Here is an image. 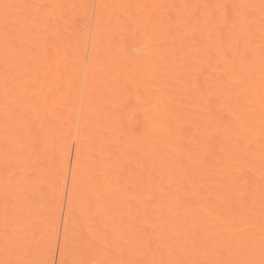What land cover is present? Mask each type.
I'll return each mask as SVG.
<instances>
[{
    "label": "bare ground",
    "instance_id": "1",
    "mask_svg": "<svg viewBox=\"0 0 264 264\" xmlns=\"http://www.w3.org/2000/svg\"><path fill=\"white\" fill-rule=\"evenodd\" d=\"M120 255L264 264V0H0V264Z\"/></svg>",
    "mask_w": 264,
    "mask_h": 264
},
{
    "label": "rangeland",
    "instance_id": "2",
    "mask_svg": "<svg viewBox=\"0 0 264 264\" xmlns=\"http://www.w3.org/2000/svg\"><path fill=\"white\" fill-rule=\"evenodd\" d=\"M67 140H68V138H67ZM66 141V140H65ZM71 149V155H72V151H73V146L70 148ZM68 168L70 169L71 168V162H70V164H69V166H68ZM67 175H68V177H67ZM66 175V178H65V175H63V177L65 178V179H67V180H69V173ZM61 176V175H60ZM68 182V181H67ZM65 193H66V191H67V187H65ZM62 203H63V206H62ZM64 203H65V198L61 201V205L60 206H62V207H60L61 208V214H62V211L64 210L63 208H64ZM55 221V220H54ZM60 226H61V222H60ZM60 229H58V235L60 234V231H59ZM73 244H75V245H77V247L76 248H70L68 251H75L74 252V254H76V255H78V252H80L81 251V247L79 246V244H78V242H76V241H73ZM57 254V250L55 251V255H54V258H56V255ZM111 256H113L112 255V252H111ZM69 256H68V253L66 254V256H65V258H68ZM121 257V255L120 256H115V259L113 260V262H112V264H114V262H120V263H122L123 264V259L122 258H120ZM72 259V258H71ZM54 261H56V259H54ZM66 264H72V262L70 263V261H69V259L67 260V263ZM105 264H107V263H105Z\"/></svg>",
    "mask_w": 264,
    "mask_h": 264
}]
</instances>
